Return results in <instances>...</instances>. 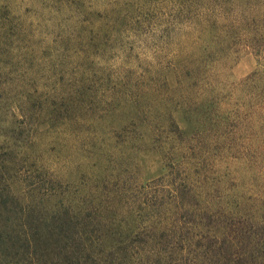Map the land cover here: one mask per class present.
<instances>
[{"label": "rangeland", "instance_id": "obj_1", "mask_svg": "<svg viewBox=\"0 0 264 264\" xmlns=\"http://www.w3.org/2000/svg\"><path fill=\"white\" fill-rule=\"evenodd\" d=\"M1 147L41 208L155 221L190 180L264 225V0H0Z\"/></svg>", "mask_w": 264, "mask_h": 264}, {"label": "trees", "instance_id": "obj_2", "mask_svg": "<svg viewBox=\"0 0 264 264\" xmlns=\"http://www.w3.org/2000/svg\"><path fill=\"white\" fill-rule=\"evenodd\" d=\"M7 151L0 148V264H264V225L205 206L190 180L168 189L158 220L145 219L154 214L148 202L105 220L71 200L46 209L16 196Z\"/></svg>", "mask_w": 264, "mask_h": 264}]
</instances>
